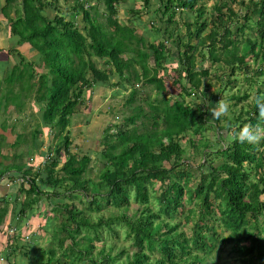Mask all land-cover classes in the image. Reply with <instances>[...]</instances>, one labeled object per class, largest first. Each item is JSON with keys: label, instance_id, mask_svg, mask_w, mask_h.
<instances>
[{"label": "trees", "instance_id": "16d2710c", "mask_svg": "<svg viewBox=\"0 0 264 264\" xmlns=\"http://www.w3.org/2000/svg\"><path fill=\"white\" fill-rule=\"evenodd\" d=\"M74 1L62 11L59 0H21L11 34L18 44L30 45L39 61L10 51L19 62L0 81V114L12 107L19 115L11 128L22 130L10 147H30L13 154L17 163L0 166V178L21 181L18 223H36L25 235L52 236L45 249L35 248L32 239L23 244L27 264H228L224 255L235 264H264V143L242 145L236 135L245 124L260 122L255 101L264 96V0L241 2L243 15L231 7L239 0H219L209 10L208 0H142L145 11L153 8L147 24L159 38L150 44L115 19L123 0H99L107 13L101 15L104 23L84 7L89 0ZM47 7L55 11L53 18ZM129 12L139 16L135 9ZM79 15L82 31L74 26ZM206 61L215 65L213 74L203 69ZM113 75L121 84L144 79L161 98L156 104L144 101L150 118L143 106L134 109L127 122L143 118L141 129L116 131L118 142L107 141L100 154L104 165L97 180L84 179L90 158L71 152V117L85 91L110 84ZM214 85L219 87L211 92ZM134 86L129 104L138 94ZM173 89L178 98L170 104L164 93ZM193 89L212 105L233 91L227 99L237 108L213 124L206 105L186 101ZM34 104L32 127L20 116ZM7 124L0 120V129L7 131ZM44 130L54 134L46 152ZM185 136L190 138L184 146ZM187 149L196 150L205 164L193 167ZM27 156L45 161L35 169L33 162H21ZM182 217L193 221L191 236L180 228ZM122 235L127 243L119 241Z\"/></svg>", "mask_w": 264, "mask_h": 264}, {"label": "rangeland", "instance_id": "374dc122", "mask_svg": "<svg viewBox=\"0 0 264 264\" xmlns=\"http://www.w3.org/2000/svg\"><path fill=\"white\" fill-rule=\"evenodd\" d=\"M51 2V0H48ZM219 0H208L207 2V8L208 10L211 9V7L218 2ZM251 0H239L236 4H232V10L236 13H244L245 7H241V2H244V6L250 5ZM151 2H155L154 0H151ZM75 1L74 0H59V6L60 9L63 11L65 8L72 7L74 5ZM58 6V7H59ZM84 7L90 11L91 9H94L91 14L93 16H96V19L98 23L105 22V19L102 18L101 15L105 13V6L102 1L99 0H89L87 3H84ZM157 6H155L156 8ZM52 9V8H51ZM49 7L46 8V15L49 18H53L55 16V11L52 9L51 10ZM139 13V16L137 15H132L130 14L129 11L134 10ZM59 10V12H62ZM149 11H145L144 5L142 0H123L121 1L120 5L118 6V13L115 16V19L118 20V22L122 26H129L132 27L133 30H135V34L137 38H142L144 43L150 44L154 42H158L159 38L155 35L154 31L151 29V22L150 18L153 15V8L149 7L147 8ZM226 12V10L224 11ZM107 15V13H105ZM152 21H157L156 18ZM158 22V21H157ZM183 21H179V25L182 27ZM235 24V21H233ZM74 26L79 30L82 31V28L84 26L82 22V16L79 15L75 22ZM150 30V32H149ZM21 46V45H20ZM21 51L19 52V49L17 52L19 55L23 56L26 61L30 62H36L38 63L39 57L37 55V52L34 51L30 45L28 44H23L21 47ZM175 52V51H173ZM176 55V54H175ZM128 54H124L123 57H127ZM19 56H16L15 59L13 58L10 60L11 62L9 63V68L11 69L13 64L19 62ZM207 63H203L202 67L203 69L209 70L211 74L214 73V69L216 68L215 65H213L211 62L206 61ZM148 65L152 68L153 65V59L150 58L148 60ZM96 66L100 69H106V66L102 64V61H98L96 63ZM36 71L41 72L40 69H38L37 65H35ZM197 67H200V64H197ZM137 71H140L138 67H136ZM45 72V71H44ZM170 72V78L172 77L171 74H174L172 71ZM167 78V77H166ZM176 78V77H175ZM89 79H92V76L89 77ZM129 80V79H128ZM211 80V79H210ZM210 80L207 82L209 83ZM144 79L140 82H136L133 79L130 80V83L128 84H121L122 81L117 75L111 76V82L105 83V84H100L98 86H95L94 89L92 90H86L84 94V101L80 106L77 107V110L75 114L71 117V125L69 127L70 130V138L72 141V146H71V152L75 155H78L79 157L82 156H88L90 158V163L88 165V170L86 171L84 175V179H92L94 181L97 180L98 174L100 169L103 167L104 162L100 158L101 152L105 149L107 141H111L113 144H116L118 140L114 137L116 131H119L120 129L124 131H130L132 130L135 126L137 129H141L142 125L141 122L144 121L143 118H140L136 121L134 125L128 124L127 119L132 115V112L137 106H143L144 113L147 115L148 118L151 117V112L148 109V105L144 102L147 100V98H150V101L153 102V104H156L158 101H160V95H157V91L155 90V87L153 85H146L144 86ZM117 84V85H116ZM124 85L123 87L120 85ZM171 84V83H169ZM135 85V86H134ZM143 85V86H142ZM2 86H0V91L2 90ZM131 86H134L135 89H137L138 94L135 98V101L133 103H127L126 100L131 92ZM219 87V85H214L211 86L210 91H214ZM257 88L258 86H254ZM178 90L173 89L171 93L165 92V99L168 101L170 104H172L177 98ZM233 91H229L222 94L219 97V101L225 100L228 101L227 99L229 95H232ZM195 97H191L190 99H187L191 103L197 102ZM193 100V102H191ZM252 100L250 98L249 100L243 102V104L248 103ZM148 101V100H147ZM31 101L26 102L25 104L28 106ZM231 105V110H234L236 108H233V102L228 101ZM38 111V106L37 105H32V109L30 108L29 110L25 111L23 114L21 113L20 117H25L27 122L30 123V125L33 127L35 122V112ZM19 115V114H18ZM18 115L14 114L12 116V119H16ZM23 125V123H22ZM18 131L19 133L22 131L21 126H18ZM140 133L141 130H138ZM45 133L41 137V141L43 142V151L46 152L47 150L49 151L50 148L54 145V139L52 138L54 134L51 133V135H46L45 130L42 132ZM113 135V136H110ZM114 139H110V138ZM207 138L211 137V133L206 135ZM189 136L182 137L181 139V144L185 146L186 143L189 142ZM194 139L198 140V137L194 136ZM187 155H194V158L192 161V166L193 167H199L201 164H205V161L199 154H197V151L194 149H187ZM28 161L33 162L35 166V169L38 168L39 161H45V158H41L40 156H27L24 159V162L27 163ZM187 161V160H186ZM190 161V160H189ZM188 164V163H187ZM208 167L207 165H205ZM21 199H24V196L21 197ZM76 203V200L73 201ZM43 204V203H42ZM42 204H40L41 207ZM79 207V204H78ZM46 207H44L45 209ZM81 208H83L81 206ZM192 207H189L191 209ZM46 211V210H45ZM52 216V214H50ZM60 218H58L55 223L60 222ZM181 221V230L184 231L186 236H191V231L190 229L194 226L193 221H187L183 219V217L180 219ZM52 225L51 227H53ZM40 234H42L40 232ZM45 234V233H44ZM59 235V233H57ZM39 239V244L36 245V242L32 240V245H35V248H41L42 249L47 248L48 246H51V238L52 236L45 234V235H40ZM29 240L31 241V237H28ZM109 238V236H108ZM29 240H26L24 242H28ZM119 241L121 243H127L125 241L124 236L122 235L119 238ZM41 245V246H40ZM129 246V243L127 244V247ZM228 251V248L225 249ZM27 251L29 252V256L32 254L31 248H28ZM36 257V255L34 256ZM230 255H224L222 261H227L228 264H235L234 261L231 260Z\"/></svg>", "mask_w": 264, "mask_h": 264}, {"label": "crops", "instance_id": "0c3cea01", "mask_svg": "<svg viewBox=\"0 0 264 264\" xmlns=\"http://www.w3.org/2000/svg\"><path fill=\"white\" fill-rule=\"evenodd\" d=\"M7 2L8 0H0V81L9 68L6 63L8 61L10 63L13 57V60L15 59V56L9 54V52L13 50L17 51L18 49L20 52L21 48L19 47L22 46L18 44L17 38H14L11 34V23L16 19L17 7L21 10V0H17L16 2L13 0L11 6H8ZM12 110V107H9L7 113L4 115H1L3 113L0 114V120L3 121V119H5L8 121L6 125L7 131H2L0 129V166L2 165L4 167L12 164V162L17 163L18 159L14 161L12 159L14 153L21 154L26 150L28 151L30 148L28 147L29 144L22 145L17 151H14L10 147V144L14 142L16 134L19 133L18 127L15 129L13 128L14 130L11 128L15 120L12 119V116L15 114ZM24 159L25 157L23 160ZM21 162L25 163L23 161ZM18 189V182L14 183L6 176L0 178V264H27V257L24 255L23 250L25 238L30 236L34 243L36 242V245H38L41 237L40 235L47 234L45 232L40 234L39 231H37L35 233L32 232L29 236L25 235V232L28 231V229L31 231V228L33 229V225H36V223L33 224L31 221L27 222L26 225L24 224L25 226L19 225V219L15 213L17 203V201L15 203V200L18 196ZM41 248L43 247L41 246Z\"/></svg>", "mask_w": 264, "mask_h": 264}, {"label": "clouds", "instance_id": "9594fccd", "mask_svg": "<svg viewBox=\"0 0 264 264\" xmlns=\"http://www.w3.org/2000/svg\"><path fill=\"white\" fill-rule=\"evenodd\" d=\"M192 94L196 97L197 102L200 105H206L211 112V122L214 124L217 119L222 116H227L231 111V105L228 101L220 100L217 104L212 105L205 99L203 91L198 95L196 90H192ZM193 107H196L195 104ZM255 107L257 110L260 122L257 124H245L238 131L237 138L242 145H252L253 147L259 146L264 143V96L259 97L255 101Z\"/></svg>", "mask_w": 264, "mask_h": 264}, {"label": "built area", "instance_id": "2783aa9c", "mask_svg": "<svg viewBox=\"0 0 264 264\" xmlns=\"http://www.w3.org/2000/svg\"><path fill=\"white\" fill-rule=\"evenodd\" d=\"M20 182H21V181H18V183H20ZM25 239H26V240H29V238H28V237H26Z\"/></svg>", "mask_w": 264, "mask_h": 264}]
</instances>
